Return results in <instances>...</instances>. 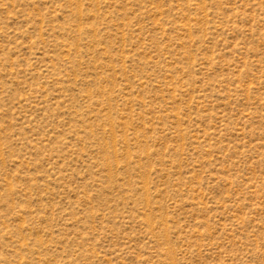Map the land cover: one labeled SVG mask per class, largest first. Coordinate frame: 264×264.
<instances>
[{
  "label": "rangeland",
  "instance_id": "rangeland-1",
  "mask_svg": "<svg viewBox=\"0 0 264 264\" xmlns=\"http://www.w3.org/2000/svg\"><path fill=\"white\" fill-rule=\"evenodd\" d=\"M0 264H264V0H0Z\"/></svg>",
  "mask_w": 264,
  "mask_h": 264
}]
</instances>
